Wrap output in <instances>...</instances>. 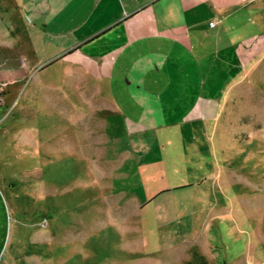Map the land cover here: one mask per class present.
I'll return each instance as SVG.
<instances>
[{"label": "rangeland", "instance_id": "obj_1", "mask_svg": "<svg viewBox=\"0 0 264 264\" xmlns=\"http://www.w3.org/2000/svg\"><path fill=\"white\" fill-rule=\"evenodd\" d=\"M248 1L253 9L256 0ZM246 15L227 47L239 61L219 49L216 61L185 64L201 71V98L190 109L196 80L176 70L181 77L149 84L156 90L170 80L158 101L164 123L214 115L138 133L101 109L130 102L104 89V79L64 77L55 66L27 77L16 0H0V114L9 108L0 129L36 160L40 148L56 152L39 158L41 217L23 227L24 242L29 232L39 242L24 264H264V23L253 10ZM24 66L25 75L9 82ZM214 83L221 90L211 93ZM179 84L190 91L177 94ZM174 96L178 102L166 100ZM14 150L1 168L12 178L33 176L16 171L29 163Z\"/></svg>", "mask_w": 264, "mask_h": 264}, {"label": "crops", "instance_id": "obj_2", "mask_svg": "<svg viewBox=\"0 0 264 264\" xmlns=\"http://www.w3.org/2000/svg\"><path fill=\"white\" fill-rule=\"evenodd\" d=\"M249 2L16 0L26 32L28 54L21 55L19 59L26 68L24 66L9 82L14 81L15 77H23L24 68L28 77L30 72H39L47 67L54 71L52 68L55 66L57 70L54 72L64 77L101 78L106 83L104 89L120 90L128 95L130 102L123 105H103L101 109L114 117L121 114L125 126L126 123L136 126L129 131L140 133V130L167 123L202 124L214 114H184L181 118H171L164 123V107L161 108L158 101L161 99L160 95L169 94L170 80L166 79V85L156 90L149 84H158L161 78L170 76L181 77L175 73L176 70L185 77L196 80V90L192 91L194 96L184 107L190 109L201 98V71L186 68L185 64L195 62L200 57L210 61L207 56H212L213 61H216L214 53L219 49L227 53V47L232 44L230 38L234 23H237V28L241 27L248 19L246 13L249 10L256 13V18L262 25L264 0H256L253 9L247 6ZM228 53L225 54L230 56L228 60H240L238 52L230 50ZM221 56H224L223 53ZM224 77V73H221V78ZM179 86L177 94L185 95L190 91L184 84ZM213 88L211 93H215V89L221 90L217 83H214ZM209 93L204 94L212 95ZM166 100L174 103L179 98L174 96ZM8 109L0 114V122L7 115ZM173 109L174 107L171 110ZM15 147L19 146H10L7 130L1 128L0 161L10 148L14 150ZM50 148L47 146L43 149L44 153L41 148L36 150L37 154L34 155L38 160L29 156L25 149L14 150L17 160L22 161L26 157L25 162L29 163L24 169L25 166L16 167V171L33 176L12 178L5 172L8 167L4 171L0 166V264H24L23 256L32 251V244L39 242L30 232L24 242L23 227L26 223L30 227L35 222V216H38L36 222L41 217L42 204L38 195L41 167L38 163L41 153L45 157L56 156V152ZM50 206L55 207L56 202L52 201Z\"/></svg>", "mask_w": 264, "mask_h": 264}]
</instances>
